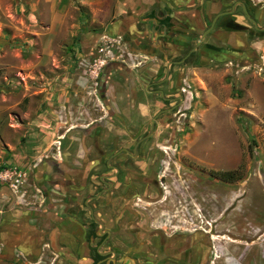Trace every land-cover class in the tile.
<instances>
[{"label":"rangeland","instance_id":"rangeland-1","mask_svg":"<svg viewBox=\"0 0 264 264\" xmlns=\"http://www.w3.org/2000/svg\"><path fill=\"white\" fill-rule=\"evenodd\" d=\"M189 1L202 17L208 2L224 9L240 1L257 16L263 12L260 31L247 38L240 34L241 42L222 44L208 58L198 56L197 44L172 67L169 83L161 88L176 102L185 87L191 94L189 106L172 101L174 108L158 115L155 133L145 145L159 149L136 161L166 160L179 174V184L186 181L191 196L197 198L195 212L205 203L202 213L208 215L207 221L218 223L221 211V229L232 230L236 237L221 232L215 253L230 258L221 262L218 258L217 264H264V0ZM90 6L91 11L98 8L84 0H0V170L12 172L10 179L0 181V264H70L63 259L69 245L56 247L47 241L26 245L23 222L29 208L55 212L60 207L67 211L71 205L59 200L56 192L61 191L53 183L58 176L53 173L41 191L45 199L38 200L28 185L29 165L40 162L54 168L63 161L79 166L103 159L108 139L113 147L130 144L136 136H122V131H144L148 119L165 105L143 88L162 76L164 62L173 57L170 53L158 61L120 40L123 52L119 55L114 42L109 69L104 67L96 77L88 73V54L94 51L87 45L98 32L89 23ZM233 14L244 18L240 7ZM193 36L197 34L190 32L187 48ZM184 52L174 58H182ZM156 69L159 72L150 77ZM139 113L143 116L137 126ZM107 114L116 115L104 123L112 131L95 137L102 145L96 152L85 127ZM162 148L170 153L176 149L172 162ZM225 171L233 172V177L218 176ZM233 219L237 226L231 224Z\"/></svg>","mask_w":264,"mask_h":264},{"label":"flooded vegetation","instance_id":"flooded-vegetation-1","mask_svg":"<svg viewBox=\"0 0 264 264\" xmlns=\"http://www.w3.org/2000/svg\"><path fill=\"white\" fill-rule=\"evenodd\" d=\"M231 5L224 9H221V5H219L218 12L228 10ZM236 7H240L244 18L240 19L238 15L233 14ZM245 11L238 3H235L231 13L222 14L217 19L228 15L233 16L224 23L231 24L230 27L234 28L240 37L245 35L247 38L250 34L260 31L259 27L261 25L258 23L263 17V12L257 16L250 8L248 10L245 7ZM249 18H252L255 24ZM245 20L247 23H244ZM249 23H252V26ZM236 38L237 40L231 38L230 43L241 42L242 38ZM210 42L200 41L199 44L212 50H216L222 44H227L225 38L213 39V43ZM163 47L160 48L161 51H158V49L157 51H150L147 56L151 54L158 61H161V58L163 60L168 50ZM229 52H231V49ZM185 55L187 56L188 53ZM132 58L137 59L136 57ZM185 59L171 57L167 61L170 62L167 69L164 62L161 71L162 76L149 80L148 85L143 88L144 93L156 94L161 101L165 102V105L157 109V113L148 119L147 129L140 133H137L136 129L123 130L122 136H136V139L130 144L113 147L111 145L112 141L108 139L105 142L107 145L106 157L91 160L87 163L88 167L84 168L86 177L83 184L79 185V188L77 187V190L81 192L80 187L86 186L85 196L79 193L81 203L79 205L72 203L70 210L73 212L71 213L72 218L77 220L79 224H86L85 237L90 264H121L123 256H134V264H217L216 259L218 260V258L222 259L219 262L223 261V258H230L215 253L214 246L216 244L213 242V237L217 238V242L222 239L221 232L226 234L227 237H236L232 230L221 229L222 213L220 210L219 212L216 211L217 205L215 203L211 204L214 206L213 209L218 212V223L216 219L207 221L206 217L208 215L202 213L205 210V203L202 207L196 208L198 213L195 212L193 208L196 206V202L194 200L197 198L191 196L190 188L185 180V185L183 183L182 185L179 184L178 180L181 181V179H176V175L179 176V174H175L166 160H159L156 157V161L152 160L148 164L136 161L138 158H144L145 153H156L159 149L156 145H145V142L155 133L154 123L158 115H164L172 110L174 108V105L171 104L172 101L179 106L182 101L184 103L182 88L185 87L180 89L181 95L178 94L176 102L173 95L164 94L161 87L166 85V82L169 83L172 67ZM110 66L108 63L105 69H109ZM158 72V69L154 70L150 77L154 78ZM135 105L140 104L135 102ZM114 115H100L97 120L89 121L85 127L87 135L91 137V148L93 147L96 152L102 150V145L99 146L96 138L104 132L112 131L107 130L104 123L111 122ZM137 116L136 121L137 126H139L141 123L140 117L143 115L139 113ZM119 120L122 119L119 118ZM151 120L152 129L150 130ZM169 133L170 136L173 135V131H168L166 134ZM105 143H103V146ZM166 148L168 149V147ZM167 149H163L162 152L167 154L172 162L176 149H172L171 153ZM100 169H103V171L97 173ZM201 199L204 202L206 201L203 198ZM84 200L88 202L86 207H84ZM213 200L216 201V197ZM82 207L86 210L88 220L84 221L81 217L83 214ZM190 216H193L194 219L190 220ZM102 219L106 221L109 227L105 226ZM236 219L231 220V224L234 223L237 226ZM95 220L100 221L101 225ZM210 222L213 225H210ZM252 239L251 237L250 241ZM126 246H133L142 251L135 255H128L124 252ZM216 246H220L219 242ZM243 254L244 251L239 254L240 257Z\"/></svg>","mask_w":264,"mask_h":264},{"label":"crops","instance_id":"crops-1","mask_svg":"<svg viewBox=\"0 0 264 264\" xmlns=\"http://www.w3.org/2000/svg\"><path fill=\"white\" fill-rule=\"evenodd\" d=\"M91 2L96 3L98 8L96 11H94V8L91 11L90 6L89 23L98 32H95V35H97L90 40L89 45L85 44L88 48H92V43L96 41L99 35L104 34L112 35L111 37L119 36L129 49L136 50L138 53L148 55L150 51H157V49L159 51L164 46L163 48L168 49L167 53H170L173 57H177L185 51L182 58H187L189 54L187 56L185 54L195 50L197 39L209 26L214 14L219 10L216 4L208 2L204 13L206 18L202 17L201 13L189 3V0H84V4L88 6ZM231 17L233 16L228 15L219 17V19L217 17L213 26L207 32H210V40H204L206 33L200 41L204 43L211 41L210 43H213V39L225 38L226 42L230 43L231 38L237 40L236 37H238L241 39L239 33H236L235 29L230 27L231 24L224 23ZM190 32H194L197 36L191 37L193 43L187 48ZM215 53L216 51L199 45L198 56L208 58L209 55ZM149 55V57L155 59L151 54ZM169 63H165L166 69ZM88 162L89 160L83 161L80 162L81 164L79 163V166H74L71 162L60 161L55 163L54 168L47 163H33L28 166V171L31 172L27 177L28 185L33 186V191L38 200L45 199L44 193L42 194L41 191L47 180L50 181L51 177L49 175L53 173L58 176L57 178L53 177V183L61 191L56 192L61 196L59 200L69 201L71 205L72 203L79 205L81 203L80 194L85 196L86 186L80 187L81 192L77 190V187L79 188V185L84 182L83 180L86 177L84 168L88 167ZM56 200L58 199L56 198ZM83 203L84 207L88 204L86 200ZM84 207H82V210H85ZM71 213L73 212L70 208L66 211L60 207L55 212L29 208L25 214L26 220L23 222L26 228L24 231L27 234L25 240L28 244L26 245H37L40 241H47L49 245L56 247L69 245L63 259L73 264H90L85 237L86 224H79L77 220L72 218ZM82 215L86 216L87 214L83 212ZM102 220L105 226L109 227L106 221ZM13 223L16 225L14 221ZM20 243L25 245L22 241ZM139 251L142 250H138L133 246H126L124 249V252L128 255H135ZM134 260V256H123L121 264H134Z\"/></svg>","mask_w":264,"mask_h":264},{"label":"built area","instance_id":"built-area-1","mask_svg":"<svg viewBox=\"0 0 264 264\" xmlns=\"http://www.w3.org/2000/svg\"><path fill=\"white\" fill-rule=\"evenodd\" d=\"M120 37L119 36H108L101 34L99 37L96 39L94 46L92 50L94 51V54H88V73L94 77L97 76V73L101 71L108 63L111 62V58H113L114 52L112 51V45L115 42L116 46L115 49L117 52L121 53L123 52L121 47L119 46L120 43ZM183 94H184V103L187 104L186 107L189 106V100H190V92L186 88H182ZM12 176V172H10L7 169H1L0 170V181L1 180H6L10 179ZM20 177V174L16 175V178L14 179V182H17Z\"/></svg>","mask_w":264,"mask_h":264},{"label":"water","instance_id":"water-1","mask_svg":"<svg viewBox=\"0 0 264 264\" xmlns=\"http://www.w3.org/2000/svg\"><path fill=\"white\" fill-rule=\"evenodd\" d=\"M237 3L242 7L243 11L246 12V11H245V6H244V4H243L242 2H239V1H237ZM234 6H235V3L230 7L229 10L222 11V12H218L217 14L214 15V17L212 18V20H211L209 26L203 31V33L201 34V36L197 39V41H196V45H195V46H197V44L199 43V41L201 40V38H202V37L208 32V30L213 26V24H214L216 18H217L218 16L222 15V14H225V13H231V12L233 11ZM249 19H250V21H251L252 23L255 24V22H254V20H253L252 18H249ZM195 46H194V47H195ZM194 47H193V48H194ZM151 129H152V120H151V123H150V130H151ZM95 222H97V223H99V225H101V222H100V221L95 220Z\"/></svg>","mask_w":264,"mask_h":264},{"label":"trees","instance_id":"trees-1","mask_svg":"<svg viewBox=\"0 0 264 264\" xmlns=\"http://www.w3.org/2000/svg\"><path fill=\"white\" fill-rule=\"evenodd\" d=\"M218 176L222 179H229V178H232L233 177V172H221L218 174Z\"/></svg>","mask_w":264,"mask_h":264},{"label":"bare ground","instance_id":"bare-ground-1","mask_svg":"<svg viewBox=\"0 0 264 264\" xmlns=\"http://www.w3.org/2000/svg\"><path fill=\"white\" fill-rule=\"evenodd\" d=\"M226 237V236H225ZM220 241V240H219ZM213 242H214V244H216L217 245V238L216 237H213Z\"/></svg>","mask_w":264,"mask_h":264}]
</instances>
